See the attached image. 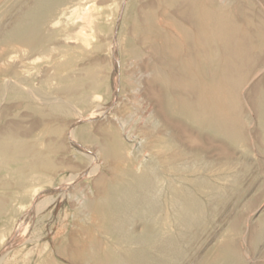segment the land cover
I'll list each match as a JSON object with an SVG mask.
<instances>
[{
    "label": "rangeland",
    "instance_id": "374dc122",
    "mask_svg": "<svg viewBox=\"0 0 264 264\" xmlns=\"http://www.w3.org/2000/svg\"><path fill=\"white\" fill-rule=\"evenodd\" d=\"M180 1L63 0L30 46L9 39L36 0H0V264H71L65 253L90 239L105 189L146 174L164 211L173 212V184L205 210L189 230L165 233L180 250L169 264H264V34L251 28L260 47L229 131L206 129L172 108L174 93L187 94L165 79L167 59L149 40L175 35ZM234 2L242 25L264 17V0ZM152 10V27L138 33ZM177 156L175 172L163 160ZM195 178L207 185L198 190ZM128 229L139 235L143 223Z\"/></svg>",
    "mask_w": 264,
    "mask_h": 264
},
{
    "label": "bare ground",
    "instance_id": "6f19581e",
    "mask_svg": "<svg viewBox=\"0 0 264 264\" xmlns=\"http://www.w3.org/2000/svg\"><path fill=\"white\" fill-rule=\"evenodd\" d=\"M62 2L63 0H36L35 6L18 21L14 35H11L12 39L10 38L9 41L35 46L38 38H41V29L52 13L53 7ZM185 3V8L172 15L173 21L174 19L177 21L169 24L175 35L167 32L149 40L167 59L163 61L167 71H159L165 75V79L170 77L172 84L187 94L183 96L174 93L172 97L178 104L176 106L174 104L172 108L184 112L186 116L189 115L188 117L195 120V123L204 125L206 129L226 133L229 131L232 106L239 105L237 99L240 83L244 82L242 81L246 78L244 76L248 75L246 72L250 63L257 61L255 50L260 46L255 39L253 40L258 36H255L251 28L255 26V31L263 35L264 17L256 24L252 15L248 16L246 24L242 25L239 22L240 9L234 7V10H231L234 0H185ZM152 11L148 12L145 18L146 26L138 28V33H144L147 26L152 27L150 23L153 21L154 10ZM154 51L156 52V49ZM258 108L264 129V88L259 94ZM115 142L117 146H121L119 139L116 138ZM178 160L177 156L165 158L163 161L172 171L178 172L181 166ZM115 174L120 173L115 172ZM154 179L146 174L131 175L128 179L123 178L114 183L111 181L113 184L101 194L96 210L94 209L97 223L90 228L84 225L90 239L81 244V249H71L65 253L68 254L70 260L68 262L71 264H169L173 261L177 251L180 250H177L176 239H165V233L171 231L170 227L173 225L189 230L195 223L201 221L205 210L197 194L195 195L188 188L173 184L170 203L173 212L169 214L164 211V207L159 202ZM190 181L194 186L199 187L198 190L207 185L196 178ZM137 221L143 223V229L139 235H134L128 229V225L132 226ZM99 230L114 239L111 242L98 239L96 233ZM173 230L175 233L176 230ZM218 254L213 262L222 257V259L226 258L224 253Z\"/></svg>",
    "mask_w": 264,
    "mask_h": 264
}]
</instances>
